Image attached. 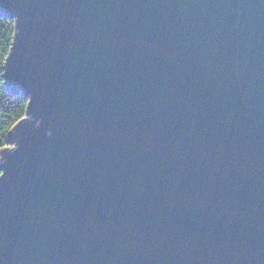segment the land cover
I'll use <instances>...</instances> for the list:
<instances>
[{
	"label": "water",
	"instance_id": "1",
	"mask_svg": "<svg viewBox=\"0 0 264 264\" xmlns=\"http://www.w3.org/2000/svg\"><path fill=\"white\" fill-rule=\"evenodd\" d=\"M0 264H264V0H0Z\"/></svg>",
	"mask_w": 264,
	"mask_h": 264
},
{
	"label": "trees",
	"instance_id": "2",
	"mask_svg": "<svg viewBox=\"0 0 264 264\" xmlns=\"http://www.w3.org/2000/svg\"><path fill=\"white\" fill-rule=\"evenodd\" d=\"M15 33V18L0 15V151L13 144L9 139L11 129L26 114L29 103V97L25 93L11 91L5 86L4 65L13 46Z\"/></svg>",
	"mask_w": 264,
	"mask_h": 264
},
{
	"label": "built area",
	"instance_id": "3",
	"mask_svg": "<svg viewBox=\"0 0 264 264\" xmlns=\"http://www.w3.org/2000/svg\"><path fill=\"white\" fill-rule=\"evenodd\" d=\"M13 144H14V143H13ZM13 144H12V145H13ZM12 145H8V146H12Z\"/></svg>",
	"mask_w": 264,
	"mask_h": 264
}]
</instances>
